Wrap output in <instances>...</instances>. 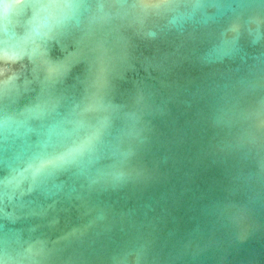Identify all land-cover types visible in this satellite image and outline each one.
Instances as JSON below:
<instances>
[{"label":"clouds","instance_id":"clouds-1","mask_svg":"<svg viewBox=\"0 0 264 264\" xmlns=\"http://www.w3.org/2000/svg\"><path fill=\"white\" fill-rule=\"evenodd\" d=\"M0 264H264V0H0Z\"/></svg>","mask_w":264,"mask_h":264},{"label":"water","instance_id":"water-1","mask_svg":"<svg viewBox=\"0 0 264 264\" xmlns=\"http://www.w3.org/2000/svg\"><path fill=\"white\" fill-rule=\"evenodd\" d=\"M199 145L193 142H189L182 151V159H183V168H191L192 167V157L197 151ZM220 169L217 167L211 168H201L197 171V175L194 177L191 184V192L185 197V203L182 204L175 215L182 224H187L189 222V218L191 216V212L188 210V204L191 203V200L195 195L205 192L208 190L209 186L220 176ZM179 179V177H177ZM175 182V181H174Z\"/></svg>","mask_w":264,"mask_h":264}]
</instances>
